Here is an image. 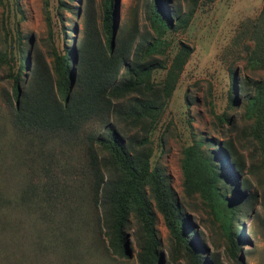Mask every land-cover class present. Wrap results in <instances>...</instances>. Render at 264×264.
<instances>
[{
	"label": "trees",
	"instance_id": "16d2710c",
	"mask_svg": "<svg viewBox=\"0 0 264 264\" xmlns=\"http://www.w3.org/2000/svg\"><path fill=\"white\" fill-rule=\"evenodd\" d=\"M206 1L145 0L144 24L133 15L117 25L116 0H101L98 26L92 0H84L80 36L62 54L52 50L50 66L35 46L24 54L18 45L20 64L12 73L0 51L10 82L9 90L0 88L8 106L6 113L0 111L5 120L0 121V149L7 142L3 123L38 145L32 155H22L26 163L31 159L29 171L38 179L21 174L19 188H0V264H27L28 259L32 264H107L114 256L129 255L130 236L137 264H242L236 255L244 238L238 218L251 212L264 227L254 208L258 200L264 208V1L237 36V56L252 75L235 74L230 62L226 107L209 108L227 137L202 136L190 154L183 151L185 199L164 170L149 162L150 132L190 51L179 41L167 62L166 32L183 29L198 3ZM45 19L48 23L47 12ZM159 68L164 75L151 80ZM239 103L236 117L228 109ZM188 210L211 216L210 251ZM156 214L168 232L166 260ZM30 227L41 232L29 235ZM86 233L92 234L91 244H85Z\"/></svg>",
	"mask_w": 264,
	"mask_h": 264
},
{
	"label": "rangeland",
	"instance_id": "374dc122",
	"mask_svg": "<svg viewBox=\"0 0 264 264\" xmlns=\"http://www.w3.org/2000/svg\"><path fill=\"white\" fill-rule=\"evenodd\" d=\"M144 1L116 0L117 25L123 21L129 23L133 15L140 25L144 24L142 19ZM263 1L210 0L199 2L183 29L172 34L166 32V38L170 39V43L163 46L168 57L167 62L176 51L179 41L186 43L190 51L150 132L149 162L151 167L158 164L164 170L180 199H185L181 166L184 149L190 154L191 148L195 146V140L202 136L215 137L216 139L227 137L225 131H220V125L215 124L209 108L211 106L214 112H219L226 107L230 62L235 69V74L252 75L251 71L243 69V60L237 56L239 54L238 40L240 39L237 36H239L238 32L243 22L247 18L257 15ZM60 3L69 7H63ZM83 3L84 0H0V51L5 52L2 58L8 59L11 72L15 73L20 64L16 55L18 45L21 46L24 54L26 51L28 54V50L35 46L43 55L48 66L52 62L50 54L52 50L62 54L64 46L71 48L80 36ZM92 4L99 26L101 0H92ZM45 11L49 16L48 23L45 19ZM248 43L251 42L248 41ZM68 60L69 66H71L70 54ZM21 67L22 76L26 72L24 62L21 63ZM121 71L122 69L118 74ZM5 72V63H1L0 88L9 90L10 82L5 77ZM254 74L257 75V72ZM163 75L164 69H154L150 78L156 81ZM10 98L13 102V97L10 96ZM0 107L1 112H7L8 106L1 96ZM240 110L241 103L228 109L229 112L234 111L236 117ZM0 121L5 122L4 118ZM226 126V123H222L224 130ZM2 128L4 129L2 139H6L7 142L0 149V188L16 190L23 184L20 181L21 174L32 180L38 179L37 175L29 171L31 159H27L26 163L22 157L24 154L27 157L32 155V150L36 149L38 145L15 135L9 125L5 123L2 124ZM54 153L55 157L59 158L58 151L55 150ZM221 161L223 160L221 159ZM225 165L226 163L223 162L220 166L222 172L227 170ZM249 190L251 191L252 188L250 187ZM254 208L261 217H264V208L261 207L259 200ZM186 213L193 228L201 231L205 249L210 251L212 247L209 236L210 234L214 236V233H209L207 226L211 216L204 210H188ZM238 222L237 229L244 238L239 242L240 251L236 255L241 257L242 264H264V227L251 216V212L248 214L247 211L238 218ZM155 228L162 242L163 260H166L169 257L167 253L168 232L158 214L155 218ZM29 229L33 231L29 232V235L41 232V230L31 227ZM86 234L83 236L85 244H91L92 234ZM93 247L96 248L95 243ZM136 250L135 240L130 236L129 255L121 257V260L114 256L115 260L107 262V264H137ZM18 263L23 264V262ZM26 263L32 264L31 259H28Z\"/></svg>",
	"mask_w": 264,
	"mask_h": 264
},
{
	"label": "water",
	"instance_id": "95a60500",
	"mask_svg": "<svg viewBox=\"0 0 264 264\" xmlns=\"http://www.w3.org/2000/svg\"><path fill=\"white\" fill-rule=\"evenodd\" d=\"M130 253V252H129Z\"/></svg>",
	"mask_w": 264,
	"mask_h": 264
}]
</instances>
